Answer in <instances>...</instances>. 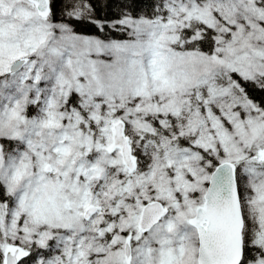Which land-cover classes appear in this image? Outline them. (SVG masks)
I'll return each mask as SVG.
<instances>
[{"label": "snow or ice", "instance_id": "obj_1", "mask_svg": "<svg viewBox=\"0 0 264 264\" xmlns=\"http://www.w3.org/2000/svg\"><path fill=\"white\" fill-rule=\"evenodd\" d=\"M0 264H264V0H0Z\"/></svg>", "mask_w": 264, "mask_h": 264}]
</instances>
